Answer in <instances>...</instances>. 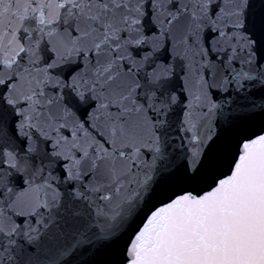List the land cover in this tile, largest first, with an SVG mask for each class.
<instances>
[{
  "label": "snow or ice",
  "instance_id": "obj_1",
  "mask_svg": "<svg viewBox=\"0 0 264 264\" xmlns=\"http://www.w3.org/2000/svg\"><path fill=\"white\" fill-rule=\"evenodd\" d=\"M0 264H264V0H0Z\"/></svg>",
  "mask_w": 264,
  "mask_h": 264
}]
</instances>
